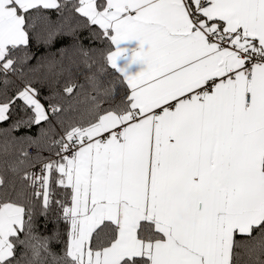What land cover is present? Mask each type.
Here are the masks:
<instances>
[{"label":"snow or ice","instance_id":"1","mask_svg":"<svg viewBox=\"0 0 264 264\" xmlns=\"http://www.w3.org/2000/svg\"><path fill=\"white\" fill-rule=\"evenodd\" d=\"M0 264H264V0H0Z\"/></svg>","mask_w":264,"mask_h":264},{"label":"crops","instance_id":"2","mask_svg":"<svg viewBox=\"0 0 264 264\" xmlns=\"http://www.w3.org/2000/svg\"><path fill=\"white\" fill-rule=\"evenodd\" d=\"M137 70H139V68L138 67H134L133 71H137Z\"/></svg>","mask_w":264,"mask_h":264}]
</instances>
